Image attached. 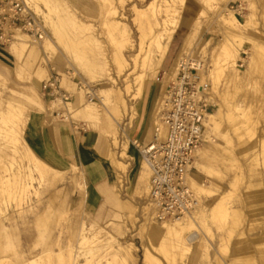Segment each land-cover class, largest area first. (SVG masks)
I'll list each match as a JSON object with an SVG mask.
<instances>
[{
	"label": "rangeland",
	"instance_id": "1",
	"mask_svg": "<svg viewBox=\"0 0 264 264\" xmlns=\"http://www.w3.org/2000/svg\"><path fill=\"white\" fill-rule=\"evenodd\" d=\"M20 1L37 18L43 37L32 38L22 30L9 29L10 37L0 40V79L3 80H0V102H10L28 113L24 138L37 155L31 140L26 138L32 117L39 116L31 111L36 103L40 102L45 109L48 105L54 106L50 111L45 110L46 115L54 113L57 118L83 122L87 128L100 134L111 130L110 116L115 117L111 106L122 107L124 102L126 111L117 121L116 142L114 145L109 140V143L104 142L103 155L98 158L102 163L108 153L105 151L109 149L114 152L115 159L127 164V168L119 196L110 189L111 210L102 199L99 209L93 211L85 197L83 171L79 168L75 174L67 172L64 180L53 187L48 182L49 172L43 171L44 181L31 175L34 178L31 187L23 196L0 183V264H147L143 262L145 249L161 264H264V0H222L221 3L220 0H108L113 5L110 9L114 7L116 10L115 19L121 22L120 28L110 22L114 15L104 10L106 0H38L37 4L30 0ZM33 5L40 11L37 12ZM146 6L147 10L143 12L148 15L160 11L159 26L153 28L151 34L140 28L134 11L135 8L144 10ZM225 11H233L239 22L248 20L246 29L228 31L221 21ZM69 17L73 20L67 19ZM182 26H185L186 35L178 53L171 64L163 67L168 44ZM123 28L125 32L121 30ZM167 32L171 33L167 35ZM154 36L155 41L152 40ZM48 39L54 47L47 43ZM20 42L24 43L25 49L21 73L15 78L11 72L15 61L8 47L17 48L19 45L20 49ZM154 42H157V48ZM222 44H231L238 50L235 71L224 63ZM48 45L51 48L47 49ZM112 55L120 56L122 64L127 65L125 71L118 74L113 67ZM253 55L258 56L257 65L252 63ZM180 59L203 66L200 83L205 88L207 115L205 139L200 149L215 143L222 148L220 152L214 150L217 155L201 165H197L194 158L188 176L201 188L197 193L189 186L196 201L189 215H194L201 228L203 246L199 251L194 248L182 255L164 252L148 239L149 227L141 215V207L149 205L148 174L146 172L140 189L135 192L137 177L145 167L141 164L139 148L134 143L133 146L128 144L123 131L129 125L128 120L133 119L141 100L135 83L136 77L144 74L142 65L160 64L157 78L162 79L158 82L162 85L165 79L166 83L173 81L170 79L174 78L175 65ZM104 62L112 65L110 71L102 66ZM188 73L195 74V71L189 69ZM89 74L94 80L88 78ZM51 77H56L59 89L67 93V101L46 95L42 86ZM127 81L131 85L128 91ZM161 91L153 103V122L164 89ZM88 103L98 107V124H90L79 118V114L75 115L81 113L82 107ZM216 110L222 114L217 129L208 126L207 121L208 114H214ZM72 115L74 118L70 117ZM8 130V125L0 121V138ZM13 146L20 148L21 144L15 142L0 148L1 169L13 160L20 161L11 153ZM106 164L112 166L109 161L105 163L106 169ZM69 167H64V171ZM130 168V173L134 171L133 180L128 179ZM139 195L142 198H137ZM148 207L152 210L151 205ZM133 209L135 213L131 217ZM224 211L229 215L226 216ZM150 216L158 224L162 223L155 220L153 210ZM83 229L87 233L81 231ZM111 253H117V256Z\"/></svg>",
	"mask_w": 264,
	"mask_h": 264
},
{
	"label": "bare ground",
	"instance_id": "2",
	"mask_svg": "<svg viewBox=\"0 0 264 264\" xmlns=\"http://www.w3.org/2000/svg\"><path fill=\"white\" fill-rule=\"evenodd\" d=\"M32 1V3L34 4H37L38 0H30ZM29 1V2H30ZM48 1V0H47ZM53 1V0H52ZM104 1V0H103ZM103 1H102V4H103ZM217 1V0H216ZM222 0L219 1V3H221ZM226 1V0H225ZM50 2V1H49ZM51 3V2H50ZM120 3V2H119ZM217 3V5L219 4ZM29 4V3H28ZM48 4V3H47ZM152 4V3H151ZM111 2H109L108 0H106L104 2V6H105V9L104 10H107L109 13L111 12L114 16L112 17V15L110 16V18L112 17V21L110 22H113L115 25V27H119V25H121L120 21L116 20L115 19V16H116V10L115 8L113 7L112 9H110V6H111ZM34 6V5H33ZM48 6V5H47ZM104 6H102L104 8ZM113 6V5H112ZM153 7V6H152ZM155 7V6H154ZM157 7V6H156ZM34 9L39 12V8L38 6H34ZM50 9V8H49ZM48 9V10H49ZM149 9V7H148ZM153 9V8H152ZM54 10V9H53ZM52 10V11H53ZM147 10V6L146 8L143 10V9H138V8H135L134 11H135V15H136V19L138 20L137 22L140 23V28L143 30H146L150 32H152L153 28H156V26L159 24V20H158V16H159V10H155V12H151L150 15L146 14L145 11ZM51 11V12H52ZM107 11H104V12H107ZM147 11V13H148ZM166 11V10H165ZM164 11V13H165ZM50 12V11H49ZM163 12V11H162ZM39 14V13H38ZM70 14V13H69ZM105 13H103L104 15ZM161 14V13H160ZM237 14V13H236ZM66 15V14H65ZM73 15V14H72ZM234 12H230V11H225L224 14H222L221 16V21L223 23V25L225 26V28H227L228 31H231L233 32L234 30H237L240 28V30L242 29H246L247 25H248V20L244 21V22H239L237 20V18L234 16ZM70 16V15H69ZM105 16V15H104ZM108 16V15H107ZM74 18V17H72ZM108 18V17H107ZM67 19H70V20H73L71 19L70 17L67 18ZM105 19V18H104ZM220 20V19H219ZM69 21V20H68ZM105 21V20H104ZM107 21H109L107 19ZM105 21V22H107ZM74 22V21H72ZM106 25V24H105ZM163 25V24H162ZM159 26V25H158ZM166 26V25H165ZM105 27V26H104ZM162 27V26H161ZM107 28V27H106ZM140 29V30H141ZM163 29V28H162ZM125 32V29H121ZM139 30V31H140ZM143 30V31H144ZM161 30V29H160ZM166 30V29H165ZM239 30V31H240ZM155 31V30H154ZM169 31V30H168ZM148 32V33H149ZM158 32V31H157ZM141 33V32H140ZM171 32H167V35L170 34ZM145 34V33H143ZM159 34V33H158ZM164 34V33H163ZM239 35V34H238ZM143 36V35H142ZM148 36V34H147ZM151 36V35H149ZM163 36V35H162ZM166 36V35H165ZM233 36V35H232ZM236 36V35H235ZM23 37V36H21ZM21 37H18L19 40ZM27 37V36H26ZM109 37V36H108ZM112 37V36H110ZM141 37V36H140ZM145 37V36H143ZM169 37H171V35H169ZM238 37V36H237ZM113 38V37H112ZM111 38V39H112ZM142 38V37H141ZM140 38V39H141ZM163 38V37H161ZM168 38V36H167ZM24 40V38H21ZM110 39V38H108ZM110 39V40H111ZM156 39V36H154V40L155 41ZM165 39V38H164ZM91 40V39H90ZM114 39H112L113 41ZM158 40V39H157ZM156 40V41H157ZM160 40V39H159ZM169 40V39H168ZM26 41V40H25ZM89 41V39H88ZM94 42V40L92 39L91 42ZM234 41V40H233ZM90 42V41H89ZM92 42V43H93ZM126 42H127V39H126ZM143 42V41H142ZM167 42V41H166ZM19 43V42H18ZM27 43V42H26ZM47 43L54 47L53 45V42H51V40H47ZM111 43V41H110ZM149 43V42H148ZM150 43L152 44L151 40H150ZM163 43V42H162ZM232 43V42H231ZM150 44V45H151ZM155 44V42H154ZM159 44V43H158ZM13 45V44H12ZM47 47L48 48H51V47ZM93 45V44H92ZM143 45V44H142ZM149 45V46H150ZM156 48H157V42H156ZM162 44H160L161 46ZM222 57L225 59V64H229L227 66H229L230 68H232V70H234L235 68V59L238 57L237 55V49L234 48V46H232L231 44H227V45H224L222 44ZM19 47V45H17ZM99 46V45H98ZM163 46V45H162ZM18 47L16 48V46H13V47H8V48H11L9 50L10 54L12 55V58L14 59L15 63L13 65V74H14V77L15 75H18V73H21L19 72L21 70V67H22V53L25 49V46H24V43H21L20 42V49H18ZM97 47V46H96ZM153 47V46H152ZM45 48V47H44ZM164 48V47H163ZM98 49L100 50V48L98 47ZM149 49V48H148ZM154 49V48H153ZM160 50V49H159ZM164 50V49H163ZM258 52V51H257ZM146 53V52H145ZM259 53V52H258ZM115 54V53H114ZM150 54V53H149ZM160 54V53H159ZM161 54H164V53H161ZM256 54V52H255ZM10 55V56H11ZM257 55V54H256ZM113 56V55H112ZM114 57V56H113ZM147 58V57H146ZM150 58V57H149ZM145 59V58H144ZM148 59V58H147ZM113 60V59H112ZM121 58L119 55L115 56L114 57V60L112 61L113 64L115 63V65H113L114 69L119 73H122L123 70L125 71V68L127 67V65H123L121 62ZM146 61V59H145ZM150 61V60H149ZM101 62V60L99 61ZM107 62V61H106ZM106 62H104L102 64V66L106 69V71H110L112 67V65H108ZM147 62V61H146ZM149 63V62H148ZM252 63L254 65H257L258 64V56H255L253 55L252 57ZM145 64V63H144ZM160 65V64H159ZM159 65H142V70H143V73L144 74H138L139 76L136 77L138 78V80H136V92H138V94H141V97H142V93H143V90L144 88L147 86H150L151 88L153 87L154 89L157 87V85L155 84V82H161L162 79H159L157 78V74H158V71H159ZM226 65H223V66H226ZM133 67L135 68L136 65H133ZM103 68V69H104ZM24 69V68H23ZM104 69V70H105ZM189 69H192L195 71V74H190L188 73L189 72ZM90 70V69H89ZM202 70H203V66L200 64V63H195V62H190V61H187V60H182L180 59L179 61L176 62V65H175V75H174V78L171 77L170 80H173L171 81L170 83H166L167 82V79H165L164 83L162 85H159L158 86V93H161L162 89H164V92L163 94L161 95V100H160V105H159V111L157 113V116H156V121L155 123L153 124V127H152V131H151V135H150V139L147 143L145 144H138L136 142H133L135 144V147H138L140 149L141 152H143L145 150V148L147 147V145H149L150 143H152L153 141H157V142H161L163 141L164 137H165V131H166V128L164 126V124H162L161 120H160V110L163 108V103H164V99H165V93H166V87L171 84L172 82L175 81V78L177 77L178 73H180L181 71L183 73H185L186 75H188V78L189 80L192 81V83L194 82L195 85H196V88H197V92H196V95L197 96H201L203 97L204 99V96H205V88L203 85H201V78H200V75L202 73ZM235 71V70H234ZM237 71V70H236ZM26 71H24V74H25ZM105 72V71H104ZM147 72V74H146ZM43 73V72H42ZM95 74V72H93ZM111 73V72H110ZM107 74V73H106ZM128 74V73H127ZM131 74V72H130ZM88 75V74H87ZM108 75V74H107ZM111 75V74H109ZM129 75V74H128ZM137 76V75H136ZM18 78H21L19 76H17ZM111 77V76H109ZM16 78V77H15ZM90 80L93 79L94 77H92L91 74H89V77H88ZM127 78V77H126ZM108 79V78H107ZM1 80V79H0ZM16 80V79H15ZM94 80V79H93ZM110 80H112L113 82V78H110ZM3 82V80H1ZM19 82V81H18ZM21 82V81H20ZM91 82V81H90ZM115 82V81H114ZM193 83V84H194ZM200 87L202 89H200ZM2 88V87H1ZM131 88V85H129V82L127 81L126 82V91H128L129 89ZM130 93V92H128ZM127 93V94H128ZM110 97V96H109ZM120 97V96H119ZM134 97V96H133ZM132 97V98H133ZM138 96L136 95V98ZM121 98V97H120ZM135 98V99H136ZM1 99V97H0ZM55 100V99H54ZM57 100V99H56ZM116 100V99H115ZM133 100V99H132ZM117 101V100H116ZM117 103V102H116ZM56 104V103H55ZM60 104V103H59ZM58 104V105H59ZM57 105V104H56ZM67 105V104H66ZM37 106V105H36ZM113 108L111 109H114V113H115V117L113 116H110V120L109 121H112V125H111V130H105L104 133H100L98 136H100L101 138V141H102V144L104 142H110V144L114 145L115 142H116V128H117V121L123 117L125 111H126V105L124 104V102H122V107H119L117 105H114V106H111ZM48 108L49 110H52L54 109V106H51V105H48ZM47 108V109H48ZM57 108V107H56ZM131 109V108H130ZM82 112L81 113H78L76 112L75 115H78L79 114V118L82 117L84 118V120H86L88 123L90 124H98V107L97 105L95 104H86L82 107ZM241 111V110H240ZM221 113V112H220ZM245 113V112H244ZM81 114V115H80ZM106 114V113H105ZM242 114V113H241ZM207 115V114H206ZM243 115V114H242ZM74 115L71 116V118L73 117ZM131 116V115H130ZM74 118V117H73ZM77 118V117H76ZM131 118V117H130ZM206 118V116H205ZM222 118V114L220 115L219 114V111L216 110V112L214 114H208L207 116V121H208V126H212V128H216L219 127V122ZM226 118V117H225ZM244 119H246V117H243ZM242 118V119H243ZM27 119H28V113H26V111L21 108V107H17V106H14L12 103L10 102H0V121H3L5 122L7 125H8V133L4 136H1L0 138V148L1 147H7V145L9 144H14L15 142L16 143H20L21 144V147L18 148V147H14L13 146V150H12V155H15V156H18L20 158V161H16V160H13L14 162H9L8 165H3L2 166V173H0V183L3 184L5 187H11L13 189V191L15 190V192L17 194H20V195H26V193H28V189L31 187L30 184H31V180H33L34 178H31V175H35L37 176V178L39 180H42L44 181V174H43V171H47L49 172V178H48V182L50 183V185L53 187L55 186L57 183L61 182L63 180V173H60L58 171H56L55 169L51 168L45 161H43L42 159H40V157L38 155H36L31 149L30 147L26 144L24 138H23V131H24V128H25V125L27 123ZM33 121V120H31ZM85 121V122H86ZM206 121V119H205ZM86 122V123H87ZM107 122V121H106ZM250 123V122H249ZM101 124V122H100ZM207 124V123H206ZM102 125V124H101ZM104 125V124H103ZM102 127V126H100ZM109 127V126H108ZM240 127V126H239ZM251 127V126H250ZM103 128V127H102ZM101 128V129H102ZM249 128V127H248ZM104 129V128H103ZM204 139H205V131H204ZM35 140V139H34ZM210 141V140H209ZM108 142V143H109ZM229 142V141H228ZM231 145V144H230ZM108 146V144H107ZM211 146V145H210ZM204 146L200 149L196 151L195 153V161L197 163V165H201L203 164V162H206V161H210L211 158H214L215 155H217V153L214 152L215 151H218L219 149L221 150L222 148H220V146L218 144L215 143V145L213 146ZM230 149V148H229ZM219 150V152H220ZM108 153H107V158H109L110 160V163L112 166H109L110 164H106L107 165V172H108V183L114 188V190H116L117 192L119 191V189L121 188V184L123 182V174L127 168V165L125 163H123L122 161H119L117 159L114 158L113 156V153L114 152H111L109 151V149L106 150ZM17 154V155H16ZM123 154V153H122ZM121 155V154H120ZM124 155V154H123ZM127 156H125L124 158H126ZM27 158V159H26ZM24 159H26L27 161L25 162H22ZM1 161V160H0ZM16 163V165L14 167L13 164ZM3 164V163H2ZM141 164L145 167V170H143V174H142V179L144 180L146 178V172L148 174V178H147V185H146V188H147V199H148V187H149V183H148V180H149V177H150V174H151V171L148 167V165L145 163V161H141ZM73 171L77 170V168L75 169L74 166L72 167ZM70 170V171H71ZM249 172V171H248ZM28 182H25L26 180ZM139 179V178H138ZM30 180V181H29ZM139 182V181H138ZM188 182V184H187ZM186 184L187 186H191L193 188V190L195 192L198 193V191L200 192V188H201V185H199L192 177L190 176H187L186 177ZM110 186V187H111ZM139 186V185H137ZM203 187V186H202ZM190 189V187H189ZM204 189V188H203ZM192 192V191H191ZM117 194V193H116ZM145 195V194H144ZM118 196V195H117ZM138 198H142L140 195L138 196ZM144 198V197H143ZM144 200V199H143ZM149 201V205H151L152 207V210H153V213H154V218H155V214H156V211H155V207L152 205L153 203L150 202V200L148 199ZM196 204V203H195ZM194 204V205H195ZM149 205H143L141 207L142 209V214L141 215H144L143 218L144 220L146 221V223L148 224V227H149V230H148V239L149 241L154 244L156 243L157 246L159 247V249H163L164 252H172V253H190L192 251V249L194 248H198V251L200 249V247H202V241H201V236H202V231H201V228L197 225L198 223L195 221L194 219V215L193 216H190V212L192 211V209L190 211H187L186 213H184L182 216H179V217H173L171 219H163V220H160L159 222H162L160 224H158L157 222L154 221L153 219V216H150V213H151V208H149L148 206ZM220 205V204H218ZM222 206V205H220ZM217 207V206H216ZM222 209V208H221ZM224 209V208H223ZM218 212H219V209H218ZM225 215H226V211H224ZM222 215V214H221ZM229 215V214H228ZM226 215V216H228ZM132 217V215H131ZM225 217V216H224ZM156 221H158L156 218H155ZM164 221H170L168 223H165ZM201 221V220H200ZM164 222V223H163ZM142 224V223H141ZM92 227V226H91ZM205 227V226H204ZM83 228V227H82ZM146 228V227H145ZM89 228H87V231H88ZM101 229V228H100ZM86 230V229H85ZM92 230V229H91ZM83 232H86L83 230H81ZM102 231V230H101ZM91 232V231H90ZM97 232V231H96ZM104 232V231H102ZM208 232V231H207ZM82 233V232H81ZM87 233V232H86ZM89 233V231H88ZM98 233H101L98 231ZM96 234V233H95ZM87 235V234H86ZM109 236V234H108ZM96 237V236H95ZM104 237V236H103ZM82 238V237H81ZM93 238V237H92ZM109 238H111V236H109ZM84 239V238H82ZM101 239V238H100ZM99 239V240H100ZM94 240V238H93ZM98 240V241H99ZM112 240V239H111ZM88 241V240H87ZM84 242V240L82 241ZM104 243V242H103ZM105 245V244H104ZM103 245V246H104ZM109 245V244H108ZM112 245V244H111ZM110 245L111 249L112 246ZM132 246V245H131ZM117 247V246H116ZM133 248V247H132ZM72 249V248H71ZM76 249V248H75ZM123 249V248H122ZM130 249V248H128ZM158 249V250H159ZM207 249V248H206ZM157 250V248H156ZM70 251V250H68ZM115 251V250H114ZM161 251V250H160ZM159 251V252H160ZM71 252V251H70ZM110 252H112V250H110ZM118 252H119V249H118ZM206 252V251H205ZM130 253V251H129ZM144 255H143V262L147 263V264H161V263H158V261H155L152 259L151 255L149 254V251L147 249H145V251L143 252ZM158 253V252H157ZM171 253V254H172ZM127 254V253H126ZM131 254V253H130ZM166 254V253H164ZM112 256H117V253L113 254L111 253ZM120 254H118L119 256ZM128 255V254H127ZM174 255V254H173ZM182 255V254H181ZM180 255V256H181ZM82 256V255H81ZM153 256V255H152ZM173 257V256H172ZM183 257V256H182ZM118 258V257H117ZM120 258V257H119ZM123 258V257H122ZM126 258V257H125ZM124 258V259H125ZM131 258H132V255H131ZM157 257H155L154 259H156ZM174 258V257H173ZM134 259V258H133ZM123 260V259H122ZM130 260V259H129ZM169 260V259H168ZM32 261V260H31ZM173 261V260H172ZM169 262V261H168ZM125 263V262H124ZM186 263V262H185ZM126 264V263H125ZM144 264V263H143Z\"/></svg>",
	"mask_w": 264,
	"mask_h": 264
},
{
	"label": "built area",
	"instance_id": "3",
	"mask_svg": "<svg viewBox=\"0 0 264 264\" xmlns=\"http://www.w3.org/2000/svg\"><path fill=\"white\" fill-rule=\"evenodd\" d=\"M9 29L22 30L32 38L43 37L37 18L20 0H0V40L10 37ZM193 83L181 71L166 87L160 110L165 137L161 142L153 141L147 145L143 152L138 150L141 161H145L151 171L148 199L153 203L155 218L159 221L182 216L196 202L186 177L193 169L195 153L204 141L207 105L203 97L196 95L197 88ZM42 88L48 97L60 101L69 99L67 93L59 89L56 77L45 81Z\"/></svg>",
	"mask_w": 264,
	"mask_h": 264
},
{
	"label": "crops",
	"instance_id": "4",
	"mask_svg": "<svg viewBox=\"0 0 264 264\" xmlns=\"http://www.w3.org/2000/svg\"><path fill=\"white\" fill-rule=\"evenodd\" d=\"M185 35V26H182L173 34L171 41L168 44L162 66L171 64L178 53ZM168 67L169 66L165 68ZM11 72L13 74V66L11 67ZM7 74H9V72H7ZM156 85L157 87L155 89L146 85L141 100L137 104V110L134 113L135 115L133 116V119L128 120L127 124L129 125L127 129H123L129 145L133 146V142L145 144L150 139L152 123H155L152 120L151 114L153 113V103L156 100L159 83L157 82ZM47 108L48 106H46L45 109L42 104L38 102L31 110L39 116L32 117L33 121H30L26 132L27 140H31L32 146L36 152L41 155H38L40 159L45 161L51 168L63 173V180L65 175H68L67 172H69V174H75L76 170H71L73 166L75 169L77 168L78 170L79 168L83 171V176L81 175V177L85 181V197L88 199V204L92 207L93 211L99 209L102 199L107 204L108 209L111 210L112 202L110 189H113L112 192H114L116 196H119L120 189L117 192L107 181L108 172L105 163L110 160L107 158V154L103 157L102 163L98 158L102 156L104 152L102 150L103 144L101 138L98 136L99 134L97 131L95 132L87 128L86 124L83 122H74L66 120L63 117L57 118L54 113L46 115L45 110L50 111L49 108ZM44 115H46V117H44ZM126 143L127 141L124 142V144ZM26 144L28 145L27 142ZM30 149L32 150L31 147ZM105 152L107 153V151ZM67 166H70L69 169L64 171V167ZM131 171L132 168H130L128 179L133 180L134 171L133 173H130ZM142 174L143 171L137 177L135 192L140 189V186L137 185L142 183ZM133 213H135L134 209L131 211V215Z\"/></svg>",
	"mask_w": 264,
	"mask_h": 264
}]
</instances>
